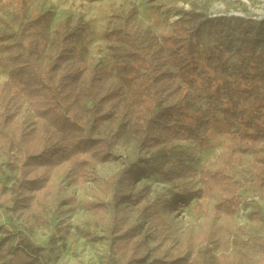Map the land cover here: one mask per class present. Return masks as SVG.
Masks as SVG:
<instances>
[{
	"label": "trees",
	"instance_id": "16d2710c",
	"mask_svg": "<svg viewBox=\"0 0 264 264\" xmlns=\"http://www.w3.org/2000/svg\"><path fill=\"white\" fill-rule=\"evenodd\" d=\"M79 33L78 28L65 32L48 61L40 57L31 36L5 57L10 74L0 83V145L9 149L20 170L6 197L10 202L4 203L9 212L27 214L47 204L56 187L52 178L61 168L83 186L95 165L118 159L113 149L126 134L152 150L169 140L196 137L217 108L229 114L231 149L253 154L254 187L264 195V22L235 15L198 20L188 12L177 22L166 51L152 50L126 23L119 36L125 60L135 66L128 77L139 85L136 103L128 102L124 92L106 87L107 74L101 67L77 59ZM8 38L3 34L0 42ZM202 94L207 108L203 119L193 124L187 105L190 96ZM23 105L44 129L19 118ZM135 172L122 169L107 182L113 185L108 204H82L96 214L110 208L114 264H145L147 244L136 239L139 228L125 227L126 205L143 195L131 187ZM199 182L197 198L220 195L215 205L218 215L236 211L239 188L223 170L203 168ZM75 203L74 197L60 202ZM44 251L27 238L10 243L8 236L0 237V264H40ZM148 264L195 262L178 256L171 261L154 258Z\"/></svg>",
	"mask_w": 264,
	"mask_h": 264
},
{
	"label": "rangeland",
	"instance_id": "374dc122",
	"mask_svg": "<svg viewBox=\"0 0 264 264\" xmlns=\"http://www.w3.org/2000/svg\"><path fill=\"white\" fill-rule=\"evenodd\" d=\"M188 12L198 20L235 15L263 23L264 0H0V36L9 35L0 42V83L10 74L6 55L18 50L24 37L31 36L40 57L48 61L62 35L78 28L77 59L101 67L107 74L106 87L124 92L128 102L136 103L139 85L128 77L135 66L123 56L120 31L132 24L152 50L166 51L177 22ZM206 108L205 95L190 96L187 111L193 124L203 119ZM19 118L37 130L45 128L27 105ZM230 130L229 114L217 108L196 137L169 140L152 150L126 134L113 149L118 159L95 165L83 186L73 182L66 169H59L48 203L27 214L4 207L20 170L9 149L0 145V237L8 236L10 243L27 238L44 248L40 264H114L110 208L96 214L82 204H108L113 185L107 182L122 169H135L131 187L143 195L126 205L125 227L139 228L136 239L147 244L145 264L178 256L195 264H264V195L254 187L253 154L231 149ZM203 168L223 170L238 185L234 213H216L220 201L216 192L196 197ZM67 197L77 203L61 205Z\"/></svg>",
	"mask_w": 264,
	"mask_h": 264
}]
</instances>
